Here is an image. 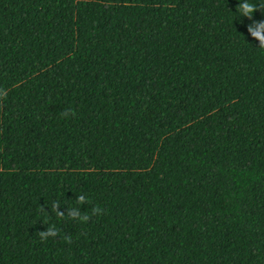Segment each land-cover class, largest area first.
<instances>
[{
	"label": "trees",
	"instance_id": "trees-1",
	"mask_svg": "<svg viewBox=\"0 0 264 264\" xmlns=\"http://www.w3.org/2000/svg\"><path fill=\"white\" fill-rule=\"evenodd\" d=\"M261 23L0 0V264H264Z\"/></svg>",
	"mask_w": 264,
	"mask_h": 264
},
{
	"label": "clouds",
	"instance_id": "clouds-1",
	"mask_svg": "<svg viewBox=\"0 0 264 264\" xmlns=\"http://www.w3.org/2000/svg\"><path fill=\"white\" fill-rule=\"evenodd\" d=\"M253 5L249 2L243 3L238 6V11H242L245 15H251L253 11ZM264 29V23H261L255 30L249 27V31L252 35L260 41V47L264 48V34H262L261 30ZM0 96H3V92H0Z\"/></svg>",
	"mask_w": 264,
	"mask_h": 264
}]
</instances>
